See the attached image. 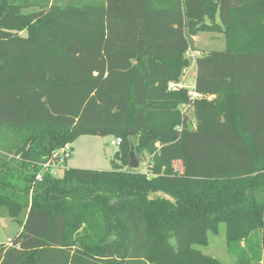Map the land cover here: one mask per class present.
<instances>
[{"label":"trees","instance_id":"1","mask_svg":"<svg viewBox=\"0 0 264 264\" xmlns=\"http://www.w3.org/2000/svg\"><path fill=\"white\" fill-rule=\"evenodd\" d=\"M207 31L201 97L169 90ZM82 135L120 139L119 168L42 171ZM0 215V264H222V229L264 264V0H0Z\"/></svg>","mask_w":264,"mask_h":264},{"label":"rangeland","instance_id":"2","mask_svg":"<svg viewBox=\"0 0 264 264\" xmlns=\"http://www.w3.org/2000/svg\"><path fill=\"white\" fill-rule=\"evenodd\" d=\"M37 8H29L26 12L37 11ZM224 48L223 36L220 33L207 31L199 33L191 38V50L188 52L190 66L186 69L184 76L180 78L181 87L187 88L189 91H194L193 87L196 79V67L194 60L201 55L207 54L212 50H222ZM187 116L189 126H193L194 118L192 109H188ZM116 137L112 135H82L77 137L72 142V153L70 159L67 160L66 168H81L93 170H115L120 163L115 160V155L119 148L109 144ZM140 163L136 171L145 172L146 162ZM178 169H181V164L175 163ZM145 169V170H144ZM222 229V228H221ZM20 232V226L17 222L0 215V245L7 244L15 239ZM208 246L202 248L204 254L210 255L221 261L222 264H234V259L226 252V242L223 229L217 235H208Z\"/></svg>","mask_w":264,"mask_h":264},{"label":"built area","instance_id":"3","mask_svg":"<svg viewBox=\"0 0 264 264\" xmlns=\"http://www.w3.org/2000/svg\"><path fill=\"white\" fill-rule=\"evenodd\" d=\"M177 87L176 84L170 83L168 85L169 90H174ZM189 96L191 99L200 98V94L195 91H190ZM185 108L184 110H186ZM121 140L116 138L113 141H110L109 144L113 147H118L120 145ZM72 153V145L70 143L65 144L63 147L58 149L53 156L48 159L46 162L41 164V168L43 172H47L52 176H59L66 169V162L70 159ZM145 165V163H144ZM36 180H41V172L36 175ZM10 242V241H9Z\"/></svg>","mask_w":264,"mask_h":264},{"label":"water","instance_id":"4","mask_svg":"<svg viewBox=\"0 0 264 264\" xmlns=\"http://www.w3.org/2000/svg\"><path fill=\"white\" fill-rule=\"evenodd\" d=\"M139 165H140V162H139L138 156L136 154L134 144H131V148H130V151H129L128 168L130 170H136L139 167Z\"/></svg>","mask_w":264,"mask_h":264},{"label":"crops","instance_id":"5","mask_svg":"<svg viewBox=\"0 0 264 264\" xmlns=\"http://www.w3.org/2000/svg\"><path fill=\"white\" fill-rule=\"evenodd\" d=\"M189 51H190V50H189ZM189 51H188V52H189ZM188 52H187V54H188ZM187 58H188V57H187ZM194 64H195V63H194ZM185 71H186V70H185ZM185 71H184V73H183V75H182V76H184V74H185ZM182 76H181V77H182ZM195 77H196V76H195ZM176 85H177V87H181V86H182L180 83H179V84H176Z\"/></svg>","mask_w":264,"mask_h":264}]
</instances>
